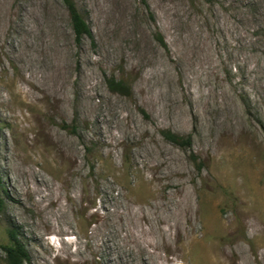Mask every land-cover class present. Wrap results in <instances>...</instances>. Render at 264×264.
Returning <instances> with one entry per match:
<instances>
[{"label": "rangeland", "instance_id": "374dc122", "mask_svg": "<svg viewBox=\"0 0 264 264\" xmlns=\"http://www.w3.org/2000/svg\"><path fill=\"white\" fill-rule=\"evenodd\" d=\"M74 2L0 0V264H264V0Z\"/></svg>", "mask_w": 264, "mask_h": 264}, {"label": "trees", "instance_id": "16d2710c", "mask_svg": "<svg viewBox=\"0 0 264 264\" xmlns=\"http://www.w3.org/2000/svg\"><path fill=\"white\" fill-rule=\"evenodd\" d=\"M64 4L71 22V29L74 35V40L77 45L81 43L83 38H88L89 40L93 39L92 32L85 22L84 18L81 16L77 7L75 5L74 0H61ZM109 89L113 92H117L119 94L124 95V86L122 83L115 81L114 79L109 81ZM164 138L170 143L181 146L179 137L172 133H164ZM182 143V142H181ZM186 145L188 146L190 143V136L186 139ZM2 183L0 180V193H1ZM3 205V200L0 195V211ZM8 238L9 243L6 246H1V249L4 251L6 255L7 264H24L28 260V255L26 252V248L23 242L20 240V237L16 230L9 229L8 230Z\"/></svg>", "mask_w": 264, "mask_h": 264}, {"label": "bare ground", "instance_id": "6f19581e", "mask_svg": "<svg viewBox=\"0 0 264 264\" xmlns=\"http://www.w3.org/2000/svg\"><path fill=\"white\" fill-rule=\"evenodd\" d=\"M2 10H0L1 11L0 12V17L5 14V13H2ZM6 13H8V12H6ZM52 75H54V74H52ZM190 206H191L190 203H188L186 206H184V209H183V211L181 213V220H179L178 218H175V221L173 223V227H174V229L176 231V234H177V240L181 239L185 234H191L192 235L195 232L194 227H191L190 230H188V231H186L187 229L186 230H182L183 229L182 228V223L183 222L194 221L195 220V210L192 209L193 207L190 208ZM159 232H160L159 233L160 242H158V247H164L166 249V248H168L170 246V241H168V238L166 236L167 233H165L163 230H160ZM193 237H194V235H193ZM190 240H191V238H190Z\"/></svg>", "mask_w": 264, "mask_h": 264}]
</instances>
